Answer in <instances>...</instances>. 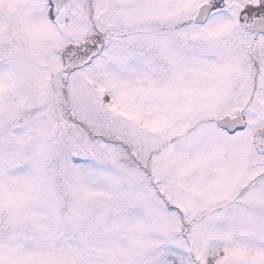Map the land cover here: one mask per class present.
<instances>
[{"label": "snow or ice", "instance_id": "6c2138e0", "mask_svg": "<svg viewBox=\"0 0 264 264\" xmlns=\"http://www.w3.org/2000/svg\"><path fill=\"white\" fill-rule=\"evenodd\" d=\"M0 264H264V0H0Z\"/></svg>", "mask_w": 264, "mask_h": 264}]
</instances>
